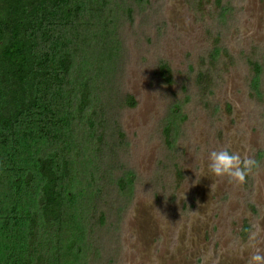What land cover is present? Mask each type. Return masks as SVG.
I'll return each mask as SVG.
<instances>
[{"label": "rangeland", "instance_id": "1", "mask_svg": "<svg viewBox=\"0 0 264 264\" xmlns=\"http://www.w3.org/2000/svg\"><path fill=\"white\" fill-rule=\"evenodd\" d=\"M125 1L133 23L123 32L118 81L137 105L119 110L121 162L135 182L120 220L107 217L117 225L111 242L96 235V262L111 252L113 264H247L255 251L264 255V75L249 63L264 71V0H222L232 11L218 21L215 0ZM213 46L232 58L209 67L216 78L206 107L193 79L212 62ZM160 59L172 67L171 84L158 73ZM221 148L256 162L244 183L206 168L201 175L208 153ZM252 232L259 233L255 248L247 246Z\"/></svg>", "mask_w": 264, "mask_h": 264}, {"label": "trees", "instance_id": "2", "mask_svg": "<svg viewBox=\"0 0 264 264\" xmlns=\"http://www.w3.org/2000/svg\"><path fill=\"white\" fill-rule=\"evenodd\" d=\"M215 2L212 19L222 20L231 3ZM132 23L125 0H0V264H97V233L117 229L107 217L120 220L135 182L121 162L119 110L137 102L118 81ZM209 56L193 79L206 107L209 67L232 58L217 46ZM157 69L173 83L166 60ZM250 87L258 93L259 81ZM172 128L163 129L170 145Z\"/></svg>", "mask_w": 264, "mask_h": 264}, {"label": "clouds", "instance_id": "3", "mask_svg": "<svg viewBox=\"0 0 264 264\" xmlns=\"http://www.w3.org/2000/svg\"><path fill=\"white\" fill-rule=\"evenodd\" d=\"M255 161L249 158H242L238 152H231L227 148L212 150L208 153L206 165L202 163L201 175L206 168L207 173L215 177H227L229 182L242 184L251 169L255 166ZM206 176V175H205ZM259 233L252 232L248 237V247L255 248L259 243ZM247 264H264V255L259 250L255 251L248 258Z\"/></svg>", "mask_w": 264, "mask_h": 264}]
</instances>
